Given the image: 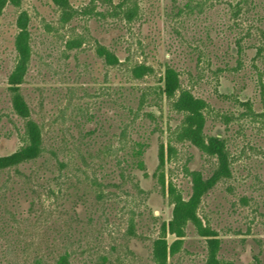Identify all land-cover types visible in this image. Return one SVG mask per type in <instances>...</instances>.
Masks as SVG:
<instances>
[{
  "label": "rangeland",
  "instance_id": "obj_1",
  "mask_svg": "<svg viewBox=\"0 0 264 264\" xmlns=\"http://www.w3.org/2000/svg\"><path fill=\"white\" fill-rule=\"evenodd\" d=\"M66 1L78 10L89 2ZM255 2L240 26L233 25L225 3L186 17L178 13L185 0H140L142 13L130 24L103 16L66 18L54 0L5 6L0 15V156L22 143L23 120L11 107L7 83L21 12L27 13L31 46L21 92L42 127L43 150L34 160L0 170V264H56L62 254L69 264H153L152 240L172 211L153 176L158 147L183 115L165 97L150 93L129 126L128 147L114 154L107 148H119V134L141 91L158 92L166 65L180 73L184 88L209 104L204 132L226 137L234 157L232 177L209 190L198 208L203 223L221 240L218 257L256 264L258 256L264 264V126L242 117L244 109L234 101L250 100L255 111L262 109L264 58L256 52L264 46V0ZM77 38L84 42L71 47ZM96 43L112 48L124 65L108 66L96 54ZM141 62L154 73L134 79L129 70ZM144 112H152L155 121ZM222 114L230 116L227 122ZM133 141L142 144L138 157L131 153ZM172 142L175 153L165 161V178L187 198L186 168L205 177L214 159L188 141ZM138 158L144 169L136 166ZM93 180L103 190H96ZM130 217L134 234L128 232ZM173 239L167 234L168 242ZM206 252L205 237L188 223L182 248L169 264H205Z\"/></svg>",
  "mask_w": 264,
  "mask_h": 264
},
{
  "label": "trees",
  "instance_id": "obj_2",
  "mask_svg": "<svg viewBox=\"0 0 264 264\" xmlns=\"http://www.w3.org/2000/svg\"><path fill=\"white\" fill-rule=\"evenodd\" d=\"M54 1L61 7L63 15L66 18H72L76 14L96 17L103 16L130 24L137 20L142 13L140 0H89L88 4L79 10L71 6L66 0ZM8 3L19 6L20 0H0V15ZM217 3H225L227 5L234 21V26H240L241 17L258 5L255 0H185L184 6L178 9V13L179 15L185 13L186 17H190L194 14L203 13L208 7H213ZM98 5H101L103 9L98 10ZM260 19L259 15L257 20ZM27 22V13H19L17 18L19 30L14 40L16 60L7 78L11 107L14 113L23 120L22 143L12 153L0 156V170L13 168L23 162L34 160L41 155L43 150L42 127L31 116V108L21 92V84L24 82L31 54L30 33L27 29ZM253 27L258 28L254 25L251 27L249 25L247 28ZM83 42L82 38L73 39L70 46L77 48ZM236 43L238 54H240L242 51L240 41L237 40ZM95 51L108 66L124 65V62L118 58L110 47L96 43ZM256 53L257 57L264 58V46L262 44L257 47ZM237 63L239 64L240 62L237 61ZM129 72L134 79H141L144 76L153 74L154 69L151 65L141 62L134 64ZM160 81L163 83V86L160 87L158 92L141 91L137 109L130 111L132 115L130 121L124 124L119 134V148L110 146L107 148V152L114 154L118 149L125 150L128 147L129 126L140 117L142 108L147 103L146 96L148 94L153 93L157 98L165 97L169 101L171 108L181 113L183 117L174 128L169 130L167 142H161L158 147V163L153 176L156 178L162 194H166L169 198L172 204V211L170 219L161 222L159 233L152 240L151 259L153 264H169V258L181 250L185 236V227L188 223L193 224L198 234L205 237L207 248L205 264H234L232 261H224L218 257L221 240L217 238L218 234L216 231L208 223H203L198 214L202 197L217 183L226 181L232 177L234 157L229 151L228 139L221 134H206L204 132L209 104L203 98L195 96L189 88L182 86L180 73L175 68L166 65ZM260 81L261 88L264 89V84L261 79ZM222 95L228 97L227 95ZM234 101L243 107L244 110L240 113L242 117H247L251 121L259 122L264 126V98H262L263 103L260 111L254 110L250 100L242 101L238 97H235ZM144 115L148 119L155 121V116L152 112H144ZM221 117L224 118L225 122L230 118L226 114H222ZM172 141H188L207 157L214 159V167L211 173L205 177L199 170L186 168V173L191 183V193L187 198L182 196L172 181H166L165 178V161L175 153V146ZM130 147L131 153L134 152L136 157L142 153V144L140 142L133 141ZM136 166L144 169L141 159H137ZM93 185L97 186L96 190H103L101 184L96 180H93ZM134 186L137 190H140L138 184L135 183ZM128 232L129 234H134L133 217L129 219ZM167 234L174 236L172 242H168ZM253 260L256 264H262L258 256H254ZM56 264H69L68 255H60Z\"/></svg>",
  "mask_w": 264,
  "mask_h": 264
}]
</instances>
